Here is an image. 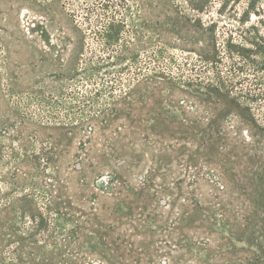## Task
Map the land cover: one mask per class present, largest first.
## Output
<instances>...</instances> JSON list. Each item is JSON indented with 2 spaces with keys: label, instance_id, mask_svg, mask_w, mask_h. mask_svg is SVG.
Masks as SVG:
<instances>
[{
  "label": "rangeland",
  "instance_id": "1",
  "mask_svg": "<svg viewBox=\"0 0 264 264\" xmlns=\"http://www.w3.org/2000/svg\"><path fill=\"white\" fill-rule=\"evenodd\" d=\"M0 264H264V0H0Z\"/></svg>",
  "mask_w": 264,
  "mask_h": 264
}]
</instances>
